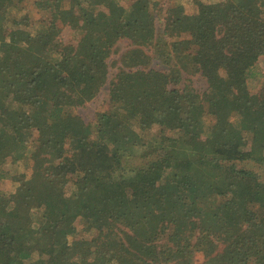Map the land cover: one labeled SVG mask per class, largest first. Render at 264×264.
<instances>
[{
    "label": "trees",
    "instance_id": "trees-1",
    "mask_svg": "<svg viewBox=\"0 0 264 264\" xmlns=\"http://www.w3.org/2000/svg\"><path fill=\"white\" fill-rule=\"evenodd\" d=\"M21 1L0 0V25ZM151 1L32 0L48 24L0 35V264H191L196 253L264 264V184L235 167L264 160V87L246 84L264 55V0L197 2L195 15L174 6L159 34ZM183 35L216 43L213 57L189 52ZM121 39L131 48L92 127L72 109L103 89ZM155 59L168 69H149ZM183 74L201 75L205 91ZM153 125L168 140L153 143ZM137 155L141 166H123ZM181 157L206 163L207 177L180 174Z\"/></svg>",
    "mask_w": 264,
    "mask_h": 264
},
{
    "label": "rangeland",
    "instance_id": "rangeland-1",
    "mask_svg": "<svg viewBox=\"0 0 264 264\" xmlns=\"http://www.w3.org/2000/svg\"><path fill=\"white\" fill-rule=\"evenodd\" d=\"M197 2H202L204 4H207L210 2L216 3V0H152L149 4V8L152 11H156V17H155V26L157 34H159L162 31L163 28V18L167 11L174 8V6H182L185 14L187 15H195L197 13ZM22 9L19 11H14L9 15V21L7 24L0 25V35H6L10 31L14 30H20L21 32H30L35 33L37 29L41 27V25H47L48 18L46 15H44L42 12H39L34 6L32 0H22L21 1ZM66 7V5H65ZM62 40L66 44H74L78 40L79 36L75 34V32L70 29L69 27H65L63 31L61 32ZM182 39L187 42L189 47V52L192 54H197L198 57H213L215 51H216V43H210L209 45H199L195 43L191 37L188 35H183ZM130 42L127 39H121L119 40L113 50V53L108 57L107 59V65H108V81L103 87V89L98 93L96 98L88 103H85L83 106L76 107L72 109V113H75L78 117H80L83 122L87 125L94 126L96 117L99 113L107 111L109 109V101H108V82L112 78V76L117 72V68L120 66V56L126 52L128 49H130ZM257 66L254 70V77L249 78L246 81V84L249 88V91L251 93H257L264 87V55L259 56L258 60L256 62ZM149 69H154L156 71H166L168 69V66L164 65L158 60H152L150 63ZM184 78H188L187 80H182V84H186L190 82L192 84V87L196 90L197 93L201 94L205 91L207 85L204 80V78L197 74L193 76H186L183 74ZM208 122L213 123V118L211 115H208ZM233 117H231L232 122ZM154 136V137H153ZM162 138L164 140H168L167 137H170L171 134L169 133V128L165 126H159V125H153L150 128V132L148 133V138L152 140L153 143H157L155 140V137ZM152 138V139H151ZM147 143V145L143 146V150L146 149V153H150L154 150V144L153 143ZM36 145V141L33 138L29 142V147L33 148ZM256 151V150H255ZM249 150L246 151L248 153ZM264 152V148H260L255 153L261 154ZM143 153V152H142ZM140 154V152L138 153ZM248 155L252 156L251 153H248ZM139 155L136 157H129L127 160L122 158L123 166H130V167H137L141 166L143 164V161L138 158ZM191 155H189L190 157ZM264 156V155H263ZM185 157H181V164L183 165L180 171V174L187 173V176H191L194 179H199L203 177H207L206 175L202 174L201 172L208 173L209 169L205 168V163H199L194 158H190V162H184ZM264 158V157H263ZM186 161H189V158L186 159ZM33 166L34 162L33 159H28L27 163L22 166L21 171L22 173L26 174V178H30L31 174L33 173ZM235 167L238 169L245 168L249 171L253 172L257 177V184H264V160L257 162V161H242L235 163ZM210 181H219L221 180L219 177V173H214L211 171L209 174ZM207 179V178H203ZM69 181H73L72 178L68 179ZM208 180V179H207ZM252 183H248V181L242 182V187H250V189H253L254 187H251ZM4 188V186H3ZM219 204L225 202L226 198L220 197L217 198ZM249 202V200H248ZM249 204V203H248ZM248 206V205H247ZM256 206L253 204L249 205V208L255 209ZM81 220L76 221L75 224H77V232L81 233V230L84 227L83 222ZM80 223V225H78ZM78 236H80L78 234ZM191 264H211L213 257H206L204 258L201 253H196L191 258Z\"/></svg>",
    "mask_w": 264,
    "mask_h": 264
}]
</instances>
